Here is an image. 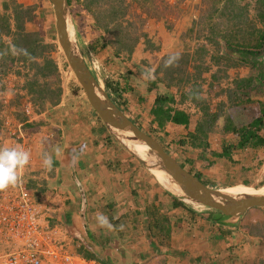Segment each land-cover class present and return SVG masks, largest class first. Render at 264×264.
Returning a JSON list of instances; mask_svg holds the SVG:
<instances>
[{
	"label": "rangeland",
	"instance_id": "374dc122",
	"mask_svg": "<svg viewBox=\"0 0 264 264\" xmlns=\"http://www.w3.org/2000/svg\"><path fill=\"white\" fill-rule=\"evenodd\" d=\"M26 1L21 4L26 6ZM32 1L36 10L33 23L27 25V30L36 31L38 38L41 37L50 48L46 59L40 60L35 67L32 65L35 60H30L26 67L10 63L1 67L0 62V146L21 147L30 153L29 164L21 171L17 185L0 192V216L3 213L8 220L14 216L16 205H19L14 200L21 182L26 187L29 184L27 188L33 192L38 169L43 167V163L40 165L38 162L44 161L45 148L49 145L53 148L55 140L51 138L56 136L59 139L60 132L67 130L73 131L75 140L76 136L80 140L87 135L86 139L89 140L94 135L95 146L106 144L117 152L118 159L128 167L134 192L141 194L142 205L158 201V204L165 206L164 202L158 200L159 194H165L173 201L177 198L187 206L195 207L185 197L174 194L155 179L150 168L132 154L107 126L69 67L58 42L56 18L49 0ZM79 3L81 5L75 2L69 8L67 16L75 30L73 41L89 72L95 76V80L110 86H104L103 90L112 94L123 113L134 119L143 132L157 140L178 162L192 160L191 148L179 145L181 135L176 129L168 124L160 129L154 123V116L150 112L148 114L150 106L147 111L143 101L139 100L146 84L149 93L154 90L158 96L176 97L174 106L178 107L180 102L185 101L193 104L198 110L197 121L201 118L199 107L188 99L182 100L183 96L195 92L206 100L212 112L226 102L222 112L225 116L217 122L213 131L216 134L213 145L221 144L223 140L221 136L226 117L240 127L261 116L260 103H264V46L259 48L262 54L254 56L235 53L233 48L245 38L253 45L261 34L257 30H264V16L260 14V11L264 14V0H79ZM1 4L0 25L9 19L13 33L16 30L13 10H10L13 9V2L6 0L9 13L3 11ZM2 40L9 42L10 39L4 36ZM251 50L256 51L255 48ZM134 53L137 54L138 67L133 64ZM185 54H191L188 65L181 61ZM47 61H51L48 68L45 65ZM218 62L220 65L216 64ZM170 63L174 70L165 74V70L171 67ZM237 78L251 80L246 88L239 91L241 103L233 105L229 103L228 93L236 87L234 80ZM35 81L37 86L31 93L29 84ZM60 88L62 95L59 103H56ZM152 93L147 95V101L151 102L152 97L153 104ZM28 104L33 108L30 109V117L26 114ZM20 123L24 125L21 129ZM70 123L74 128L65 129L64 126ZM76 125L80 129L76 130ZM233 138L235 136L231 135L232 142ZM204 166L208 167L202 163L199 168L203 170ZM185 169L201 175L202 180L205 179L203 181L214 189L238 184L261 189L264 186V148L261 151L244 150L236 154V159L220 162L211 169V177L189 164ZM32 205L38 207L40 217L49 212L45 208L48 204L40 200V196L36 200L34 196ZM220 218L231 223L233 230L237 227L234 232L242 233V243L239 242V248L236 246L237 251L231 253V260L227 264H264V208H255L237 221ZM45 230L53 232L57 249L62 248L70 256L76 257L75 264H104L93 248L82 241L77 248L74 241H71L74 242L71 245L69 238L65 237V242L60 237L57 227H45ZM15 236L17 232L14 233L10 224L0 223V264L6 260L14 244L16 246ZM253 236L255 238H251ZM45 264H51V261L47 259Z\"/></svg>",
	"mask_w": 264,
	"mask_h": 264
},
{
	"label": "crops",
	"instance_id": "0c3cea01",
	"mask_svg": "<svg viewBox=\"0 0 264 264\" xmlns=\"http://www.w3.org/2000/svg\"><path fill=\"white\" fill-rule=\"evenodd\" d=\"M3 1L5 3L0 1L1 8L9 13V6L6 0ZM17 1L19 4L24 3V0ZM34 3L32 0H27L26 6ZM10 10L12 12L11 8ZM135 55L137 54L134 53L132 56L133 64L138 67ZM147 87V84L143 86L145 91L139 100L143 101L147 111L150 106L149 114L155 106L158 93L151 90L152 104V97L151 102L147 101V95L150 96ZM186 102H180V105L175 107L190 115L187 130L181 125L167 123L179 133L194 132L198 124V110L193 104ZM64 127L72 130L74 125L70 123L69 126ZM78 129L80 128L77 126L76 130ZM72 132L61 131L59 139L56 136L51 138L55 140L54 147L50 148L49 145L45 148L46 155L52 158L50 167H45L42 161L38 162L40 165L43 163V167L38 169L33 192L35 198L40 196V200L49 206V208L45 207L49 212L46 215L44 213L40 219L43 228L57 227L60 237L65 242L67 241L65 237L69 238L70 242L74 241L77 248L82 242L89 248L92 247L104 264H227V261L231 260V253L237 251L236 246L241 242L242 233L234 232L237 227L233 230L228 221L217 223L211 220L204 210L205 207L188 200H186L188 203L195 206L192 210L175 207L173 199L165 194H159L158 200L166 205H160L158 201H155V204L160 206L161 213L170 220L171 241L169 245L164 246L153 238L148 226L146 206L142 205L141 194L137 195L134 192L133 180L128 174V167L125 166L124 161L118 159L117 152L109 149L108 145L95 146L94 135H91L94 138L89 136V140L86 139L87 135L80 140L76 136L75 140ZM261 134L264 136V132ZM210 136L211 144L212 138L216 139V134ZM221 137L226 141L221 140V144L212 143L205 157H202L201 149L191 148L192 167L200 169L199 166L206 163L208 167L204 166L200 171L211 177V169L220 165V162L228 160L209 155L211 152L221 153L223 143L229 141L231 135ZM105 142L107 143V140ZM246 150L256 151L252 148ZM243 151H234L233 159H236L237 153ZM204 182L208 184L207 181ZM50 216L51 218L48 219L47 217ZM101 217L106 218V224L101 223ZM135 217H138L141 223H135ZM244 232L249 233V231ZM67 234L71 236L68 237ZM74 242L70 244L74 245Z\"/></svg>",
	"mask_w": 264,
	"mask_h": 264
},
{
	"label": "trees",
	"instance_id": "16d2710c",
	"mask_svg": "<svg viewBox=\"0 0 264 264\" xmlns=\"http://www.w3.org/2000/svg\"><path fill=\"white\" fill-rule=\"evenodd\" d=\"M12 2L13 19L16 24V30L11 33L12 25L9 19H6L4 21V24L0 25V62H2L1 67H5L7 63L18 64L22 67H26L30 63V60H35V63L32 64L33 67L38 66L40 60L44 61L46 59L47 51L49 50L50 46L44 43L41 37L38 38V33H36V31L27 30V25L33 23V14L36 10V6H24L22 4H19L17 0H12ZM75 2L78 5H81V3H79V0H69V4L71 5ZM260 14L261 17L264 16L261 11ZM257 31H259L261 34L255 40L253 45L249 40L245 38L244 40L242 39L238 41V43H241H237L236 48H233V51L239 54L247 53L252 56L261 55L262 52L259 50V48L264 46V30L259 28ZM4 36L9 37V42L2 40ZM245 46H249L251 48L247 49ZM252 48H255L256 51L251 50ZM189 58H191V54H185L184 59L182 58L181 61L185 63V65H188ZM50 63L51 61H47L45 63V65L47 66L46 68L51 66ZM216 64L220 65L219 62ZM169 66L171 67L165 70V74H169L170 72H172V70H174V68L172 67V63H170ZM177 69L178 68H176L175 70L177 71ZM250 80L251 79L246 78H237L234 80L236 87L229 90V103L233 105H239L241 103V99L238 96L239 91L243 88H246V86L249 85ZM29 86L31 93L34 92V86H37L36 81L30 83ZM231 91L233 92L231 93ZM61 95L62 89L60 88L56 94V103H59ZM186 99L190 100L197 107H199L201 118L198 121L194 132L180 133L181 140L179 141V145L185 146L187 148L201 149L202 157H205L212 144H210V135L214 134L213 131L217 122L225 116L222 112L226 102H222L220 104L221 107L217 109L216 112H212L210 106L206 104V100L201 99L200 96H197V94H195V92L191 91L189 95H185L182 97V100ZM174 101V97L172 96H158L155 102V107L151 111V114L154 116V123H157L158 127L160 129H163L165 128L167 123L172 122L175 125L183 126V128L187 130L190 123V115L183 110L174 109L171 107L165 108L169 102L174 103ZM260 105L261 116L247 125L238 127L234 124V121L231 118L226 117L222 133L226 136L227 134L234 135L235 138H233V142L230 138L229 141L223 143V151L221 153L211 152V154L209 155H211L213 158H227L228 160H232L233 153L236 150H246L248 148H252L256 151H261V149L264 148V136L263 134H261L264 128V103L262 102L260 103ZM213 140L214 138H212V141ZM223 140L226 141V139ZM213 162H211V165L213 164ZM185 164H189L192 166V160L184 162L182 164L183 168H185ZM195 176L202 180L201 175L196 174ZM203 183L207 186L209 185L204 181ZM242 185L249 186L245 184H241V186ZM249 187H251V185ZM174 206L192 210V208L187 206L184 202H180L177 198L174 200ZM159 207L160 206L155 203L150 205L148 204L146 206V213L149 222L148 226L153 235V238H156L162 245L167 246L171 241L169 234L170 220L167 216L161 213V209ZM206 209L208 210L206 212L210 216L209 218L213 221H216L217 223H224V219H221L220 217L227 219V217L223 216L220 212L210 210L208 208ZM135 218V223H141V221L138 220V217Z\"/></svg>",
	"mask_w": 264,
	"mask_h": 264
},
{
	"label": "water",
	"instance_id": "95a60500",
	"mask_svg": "<svg viewBox=\"0 0 264 264\" xmlns=\"http://www.w3.org/2000/svg\"><path fill=\"white\" fill-rule=\"evenodd\" d=\"M51 2L56 15L59 42L68 62L83 86L88 100L110 129L115 128L133 134L130 137L131 140L148 146L153 156L158 160L160 168L171 176L187 200L220 212L233 221L243 218L255 208H264V193L235 198L223 193L221 189L206 186L202 180L185 170L159 142L129 120L96 83L77 52L74 42L70 40L67 0H51ZM105 113H110L112 117H107Z\"/></svg>",
	"mask_w": 264,
	"mask_h": 264
},
{
	"label": "built area",
	"instance_id": "2783aa9c",
	"mask_svg": "<svg viewBox=\"0 0 264 264\" xmlns=\"http://www.w3.org/2000/svg\"><path fill=\"white\" fill-rule=\"evenodd\" d=\"M18 191L14 201L19 205H16L14 216L10 218L11 220H8L3 213L0 216V223L10 224L14 233L17 232L16 246L14 244L3 264H45L47 259L51 264H61V261L63 264H75L76 257L70 256L62 248L57 249L53 232H46L41 225L39 209L32 205L31 191L22 183L19 184Z\"/></svg>",
	"mask_w": 264,
	"mask_h": 264
},
{
	"label": "clouds",
	"instance_id": "9594fccd",
	"mask_svg": "<svg viewBox=\"0 0 264 264\" xmlns=\"http://www.w3.org/2000/svg\"><path fill=\"white\" fill-rule=\"evenodd\" d=\"M51 6L53 7V4L51 2V0H49ZM67 4H68V9L72 7V5H75V3H73L72 5L69 4V0H67ZM53 11H54V7H53ZM70 13H71V10H70ZM54 14H55V11H54ZM72 14V13H71ZM73 15H71L72 17ZM55 18H56V15H55ZM56 31H57V28H56ZM58 35V33H57ZM58 42H59V38H58ZM74 42V41H73ZM60 44V42H59ZM75 46H76V43L74 42ZM61 46V44H60ZM62 48V46H61ZM77 48V52L79 53V55L82 57L81 53L79 52L78 50V47L76 46ZM63 49V48H62ZM64 51V50H63ZM65 53V52H64ZM66 56V54H65ZM67 58V57H66ZM83 60V58H82ZM68 61V59H67ZM69 63V62H68ZM85 64V62H84ZM86 66V64H85ZM69 67L71 68L70 64H69ZM87 67V66H86ZM88 69V67H87ZM72 72L75 74V72L73 71V69L71 68ZM88 71H90L88 69ZM91 74V76L95 79V76H93V74L91 72H89ZM76 75V74H75ZM77 77V76H76ZM96 83L100 85V81L99 80H95ZM108 86V84L106 83L104 86ZM102 86V89L103 87ZM110 88V86H108ZM104 91V90H103ZM105 92V91H104ZM108 97L112 100V102L122 111L123 113V110L120 108L119 104H117V102H115L114 98L112 97V94H110L109 92H105ZM158 98V96H157ZM156 98V100H157ZM155 100V102H156ZM6 103V101L4 102ZM155 105V103H154ZM155 107V106H154ZM167 107H171V108H174V109H178L174 106L173 103L169 102L165 108ZM30 109H33L31 104H28L27 108H26V114H27V117H30L31 116V113L30 112ZM153 109V108H152ZM180 110V109H179ZM152 111V110H151ZM124 114V113H123ZM125 115V114H124ZM129 120H131L135 125H137L136 121L134 119H131L129 118L127 115H125ZM20 128L22 126V124L20 123L19 124ZM138 126V125H137ZM24 127V125L22 126ZM139 127V126H138ZM140 128V127H139ZM141 129V128H140ZM24 130V129H23ZM142 130V129H141ZM25 131V130H24ZM24 134V133H23ZM147 134V133H146ZM53 135V134H52ZM157 141V140H156ZM158 142V141H157ZM167 150V149H166ZM168 151V150H167ZM169 152V151H168ZM177 160V159H176ZM29 161H30V153L21 148V147H7V146H0V192H4L6 191L9 187H15L20 179V173L21 171L29 164ZM178 161V160H177ZM44 166L45 167H50L51 164H52V158L50 155H45V158H44ZM143 162V161H142ZM180 163V162H179ZM181 166L183 163H180ZM188 164L185 165V168ZM183 167V166H182ZM184 168V169H185ZM186 170V169H185ZM190 172V171H188ZM191 173V172H190ZM193 174V173H191ZM195 175V174H193ZM23 185L24 183L21 182ZM25 186V185H24ZM29 186V184L27 185V187ZM207 186V185H206ZM26 187V186H25ZM26 187V188H27ZM29 188V187H28ZM27 188V189H28ZM30 190V189H28ZM32 195H33V199H34V193L31 191ZM36 200V198H35ZM206 209V208H205ZM101 223L103 224H106L107 221H106V218H103L101 217ZM42 225V224H41ZM47 228V227H46ZM50 229V228H49Z\"/></svg>",
	"mask_w": 264,
	"mask_h": 264
},
{
	"label": "bare ground",
	"instance_id": "6f19581e",
	"mask_svg": "<svg viewBox=\"0 0 264 264\" xmlns=\"http://www.w3.org/2000/svg\"><path fill=\"white\" fill-rule=\"evenodd\" d=\"M68 34L70 40L73 42L75 30L70 22H68ZM100 85L101 88L102 86H104L101 81ZM106 116L109 118L112 117L110 113H107ZM111 130L132 154H134L139 160L143 161L150 168L151 173L154 175L155 179H157L166 188L171 190L174 194L184 197L183 192L180 190L178 185L173 182L171 176L166 171L160 168L158 160L153 156L148 146L131 140L130 137L133 136V134L115 128H112ZM221 191L228 196L239 198L252 194L264 193V186L261 187V189H255L252 186L249 187L244 185H237L221 189Z\"/></svg>",
	"mask_w": 264,
	"mask_h": 264
}]
</instances>
